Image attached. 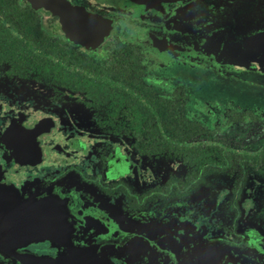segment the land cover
<instances>
[{"label":"flooded vegetation","instance_id":"flooded-vegetation-1","mask_svg":"<svg viewBox=\"0 0 264 264\" xmlns=\"http://www.w3.org/2000/svg\"><path fill=\"white\" fill-rule=\"evenodd\" d=\"M231 6L0 0V264H264V103L200 86Z\"/></svg>","mask_w":264,"mask_h":264},{"label":"water","instance_id":"water-1","mask_svg":"<svg viewBox=\"0 0 264 264\" xmlns=\"http://www.w3.org/2000/svg\"><path fill=\"white\" fill-rule=\"evenodd\" d=\"M259 21H264V6H256L255 10L237 9L234 6L228 7V43L217 44V49L215 50L216 60L214 61L217 63L222 61L223 65H220L221 67L219 68L222 71L228 68V75L225 73L223 75L225 77L228 76V80L233 87L242 88L243 85L251 84L243 79V77L246 78L245 74H249L253 78L260 77L264 81V68L260 66L261 69L250 64L249 66L247 63V58L253 57L257 59L259 56L264 57V30L260 29ZM246 28L252 29V31L247 34ZM233 29H239L236 31L237 35H239V40H236V34L232 33ZM257 29L260 30L258 31ZM221 35L223 36L224 34ZM218 37H220V34H218ZM233 38L235 39L233 40ZM235 78L237 79L234 80ZM261 83L262 81L260 83L254 82V84L258 85ZM230 99L233 98L229 97V101H232Z\"/></svg>","mask_w":264,"mask_h":264},{"label":"rangeland","instance_id":"rangeland-1","mask_svg":"<svg viewBox=\"0 0 264 264\" xmlns=\"http://www.w3.org/2000/svg\"><path fill=\"white\" fill-rule=\"evenodd\" d=\"M248 65H253L261 68L260 66L264 65V57L259 56L257 59L250 57L247 58ZM249 65V66H250ZM262 69V68H261ZM228 75V74H226ZM246 78L244 80L249 81L251 84L243 85L242 88L233 87L228 76L225 77L223 74H211L210 76L205 77L203 74L200 75V86L203 88L204 92L208 98L217 103H226L232 102L240 106H256L258 104L264 103V81L260 78H253L249 74H245ZM242 78V77H241ZM235 78L234 80H236ZM261 84H254V82ZM229 97L232 101H229ZM222 100V101H220ZM225 101V102H223Z\"/></svg>","mask_w":264,"mask_h":264}]
</instances>
